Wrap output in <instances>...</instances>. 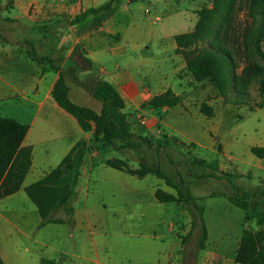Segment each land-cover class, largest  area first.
<instances>
[{
    "label": "crops",
    "instance_id": "0c3cea01",
    "mask_svg": "<svg viewBox=\"0 0 264 264\" xmlns=\"http://www.w3.org/2000/svg\"><path fill=\"white\" fill-rule=\"evenodd\" d=\"M105 1L0 0V115L26 124L23 144L31 146V165L21 188L0 198V256L4 264H39L41 258L55 264H242L233 258L241 232L230 251L223 238L207 242L209 229L204 222L207 239L205 247L197 250L198 227L191 228L192 216L170 211L174 202L157 201L154 191L158 185L143 187L148 174L136 177L108 166L104 160L110 157L90 160L88 173L83 168L86 156H98L100 147L87 151L80 165L71 223L51 222L37 227V208L23 188L55 167L78 139L90 142L94 135V129L82 130L53 99L51 90L58 71L65 74L69 99L96 112L102 103L91 92L102 79L112 83L123 98V112L133 133H138L132 122L137 119L133 110L148 107L143 105L145 101L170 88L162 81L149 84L136 78L130 60L122 66L117 62V55L130 58V48L138 45L137 37L146 31L138 20L133 21L128 1L117 0L105 11L71 22L81 11ZM173 12L169 9L165 16ZM188 19L190 31L196 19ZM175 34L178 32H161L157 36L169 37L174 51ZM75 49L77 54L73 55ZM32 50L37 56L52 59L58 69L34 60ZM82 56L91 61L90 68ZM184 66L180 63L178 69ZM156 121L154 118L153 123ZM151 126L152 123L144 125L141 132L151 130ZM83 174L89 176L82 179ZM15 202L23 207L15 206ZM129 204L138 209H123ZM29 212L33 213L31 235L21 226ZM11 216L20 223L15 224ZM256 225L254 229H264V222ZM190 231L182 244V236ZM20 238L29 239L31 244L19 245ZM190 239L192 248L186 247Z\"/></svg>",
    "mask_w": 264,
    "mask_h": 264
},
{
    "label": "rangeland",
    "instance_id": "374dc122",
    "mask_svg": "<svg viewBox=\"0 0 264 264\" xmlns=\"http://www.w3.org/2000/svg\"><path fill=\"white\" fill-rule=\"evenodd\" d=\"M165 2L135 0L127 3L134 13L133 21L138 20L146 31L137 37L138 45L130 48V58L117 55L116 59L121 66L130 60L136 78L149 84L162 81L173 92L177 91L181 100L173 107L163 106L156 110L144 106L133 110L137 115V119L132 120L137 125L134 131L138 133L135 134L145 137L151 146L131 137L132 142L141 141L140 146L121 147V141L116 139L113 145L104 149L100 147L98 156L91 158L88 154L83 168L89 173L90 160L102 157L122 159L131 167H138L141 162L159 166L177 189L187 190L197 198L180 202L179 205L174 202L170 211L191 216L195 206L202 205V219L209 229L207 242L211 244L212 240L223 238L230 242L226 247L231 251L235 247L237 234L243 228L253 230L257 223L255 219L245 220L243 210L231 204L225 195L233 192V185L244 189L264 185V154L258 156L249 149L251 145L264 146V92L259 85V78L264 73V58L256 51L254 42L257 37L258 48L264 54V33L260 31L264 18L255 12L250 0ZM169 9L174 12L167 17L165 12ZM204 9L211 11L198 27L200 35L197 40L182 43L173 51L169 37L158 39L157 35L161 32L188 31V18L197 21L201 16L200 11ZM156 16L160 19L154 20ZM146 37H149L148 41L143 42ZM208 42L224 47L232 57V70L237 80L226 93H220L210 81H197L187 70L178 69L180 63H185L188 57L206 47ZM202 102L211 106L210 116L199 111ZM153 117L157 118L154 123ZM148 123H152L151 130L141 132ZM195 156L217 159L220 170L237 175L215 178L210 175L211 169L190 163ZM93 173H97V169H93ZM87 176L83 174L82 179ZM146 180L143 187L151 188L157 184L176 193L175 188L167 186L152 174H148ZM212 193L218 194L211 196ZM14 205L23 207L20 202ZM107 205L110 207V204ZM123 209L136 211L138 208L135 204H129ZM57 215H62V212H57ZM32 216L33 213L29 212L21 223L30 235ZM11 218L15 224L20 223L15 216ZM20 239L19 245L31 244L27 238ZM192 242L190 239L186 247L192 248ZM233 253L234 258L236 250Z\"/></svg>",
    "mask_w": 264,
    "mask_h": 264
},
{
    "label": "trees",
    "instance_id": "16d2710c",
    "mask_svg": "<svg viewBox=\"0 0 264 264\" xmlns=\"http://www.w3.org/2000/svg\"><path fill=\"white\" fill-rule=\"evenodd\" d=\"M115 1L117 0H106L98 6L88 7L77 14L71 22L76 23L90 14L105 11ZM126 1L132 2L135 0ZM250 3L255 12L260 14L261 18H264V0H250ZM210 11V9L201 10V16L195 22L192 30L174 35L176 47L181 46L182 43H189L198 39L200 35L198 27L208 17ZM260 31L261 34L264 33L263 25L260 27ZM255 39V49L264 58V54L258 48L257 37ZM74 54H77L76 49L73 51ZM30 55L37 62L48 63L50 68L58 69L53 64V60L47 56H37L34 50L30 52ZM82 59L86 67L90 68L91 61L83 56ZM232 68L233 60L229 52L224 47L215 46L208 42L206 47L204 46L197 53L187 58L183 69L190 72L195 80H208L217 87L220 93H226L237 80V76ZM42 70H45V68L43 67ZM259 85L264 92V73L259 78ZM67 90L65 74L59 70L58 77L51 90L53 99L59 107L76 119L82 130L88 131L94 129V135L90 142L82 138L78 139L55 167L47 171L38 180L29 183L23 188L28 198L37 208L40 217L37 227L51 222L71 223L75 186L80 173V165L87 151L93 147L111 146L116 139L121 141V147H138L141 141L151 146V142L145 137L136 135L130 130V122L127 120L125 112H123V98L116 87L109 81L105 79L100 80L91 92L102 103L99 112L73 103L68 97ZM180 100L179 94L167 88L160 93L152 95L143 105H147L149 108L173 107ZM199 111L205 116H210L212 109L210 105L202 102L199 105ZM27 128L26 124L20 123L11 117L0 115V198L19 190L22 180L30 168L31 146L22 145ZM131 137L139 138L141 141L132 142L130 140ZM250 151L253 154L262 156L264 154V147L251 146ZM104 163L136 177L152 174L162 179L167 186L176 189V193H172L157 187L154 191V196L159 202L180 203L197 199L189 191L177 189L169 176L159 166H152L141 162L138 167H131L126 161L119 158H107L104 160ZM190 163L211 169L210 175L215 178H227L228 176L237 175L220 170L217 159H205L195 156L191 159ZM233 189L231 194L225 195L228 201L243 210L245 220L255 219V223L258 225L262 224L264 222V185H260L254 189H244L233 185ZM216 194L218 193H212L211 196ZM203 210V206L199 204L191 212V228L195 225L198 227L195 238L197 250L205 247L207 239V229L202 219ZM59 211L62 212V215H57ZM190 234L191 231L188 235L182 236V244L185 243ZM234 259L242 264H264L263 228L257 230L242 229ZM0 264H4L1 256ZM39 264H55V262L50 259L41 258Z\"/></svg>",
    "mask_w": 264,
    "mask_h": 264
}]
</instances>
